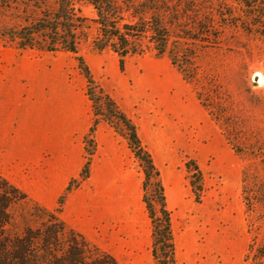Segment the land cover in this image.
Wrapping results in <instances>:
<instances>
[{"label":"rangeland","instance_id":"obj_1","mask_svg":"<svg viewBox=\"0 0 264 264\" xmlns=\"http://www.w3.org/2000/svg\"><path fill=\"white\" fill-rule=\"evenodd\" d=\"M170 4L168 50L144 34L122 69L94 45L87 3L75 54L0 39V174L118 264H264V16L240 0ZM22 16L0 13V27ZM120 115L150 155L147 183Z\"/></svg>","mask_w":264,"mask_h":264},{"label":"trees","instance_id":"obj_2","mask_svg":"<svg viewBox=\"0 0 264 264\" xmlns=\"http://www.w3.org/2000/svg\"><path fill=\"white\" fill-rule=\"evenodd\" d=\"M240 2L250 13L264 16V0ZM85 3L90 4L96 14L91 19L98 29L94 45L98 49L109 47L114 51L121 69L128 55L141 51L138 42L144 34L158 53H164L169 48L173 27L179 25V20L169 19L175 14L170 0H0V13L23 14V23L0 27V39L14 41L19 50L37 47L52 54L60 51L75 54L79 34L88 20L81 14L79 6ZM124 12H127V22H122ZM204 19L203 27L209 30L214 26L212 19ZM175 54L177 56V52ZM89 96L96 102L93 94ZM120 119L128 131L134 156L148 168L144 182L147 183L153 169L150 155L141 147L135 127L124 115H120ZM88 173L89 157L81 176L87 177ZM159 198L163 199L161 193ZM144 202L153 218L151 201L144 197ZM15 204L26 206L19 231L12 229L14 216L11 208ZM58 212V208L49 210L37 203H29L23 190L0 174V264H118L111 254L90 245L80 233L69 227ZM169 230V220L165 216L161 228L154 226V244L163 242L161 239L169 236ZM157 258L158 264L168 263Z\"/></svg>","mask_w":264,"mask_h":264},{"label":"bare ground","instance_id":"obj_3","mask_svg":"<svg viewBox=\"0 0 264 264\" xmlns=\"http://www.w3.org/2000/svg\"><path fill=\"white\" fill-rule=\"evenodd\" d=\"M259 81L262 82L263 81L262 78H259Z\"/></svg>","mask_w":264,"mask_h":264},{"label":"water","instance_id":"obj_4","mask_svg":"<svg viewBox=\"0 0 264 264\" xmlns=\"http://www.w3.org/2000/svg\"><path fill=\"white\" fill-rule=\"evenodd\" d=\"M255 79H257V77L255 76Z\"/></svg>","mask_w":264,"mask_h":264}]
</instances>
